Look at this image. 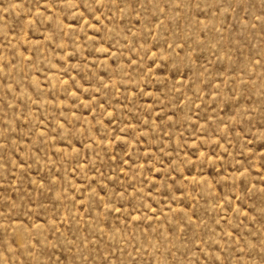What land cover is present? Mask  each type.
Returning <instances> with one entry per match:
<instances>
[{
    "label": "rangeland",
    "instance_id": "1",
    "mask_svg": "<svg viewBox=\"0 0 264 264\" xmlns=\"http://www.w3.org/2000/svg\"><path fill=\"white\" fill-rule=\"evenodd\" d=\"M0 264H264V0H0Z\"/></svg>",
    "mask_w": 264,
    "mask_h": 264
}]
</instances>
